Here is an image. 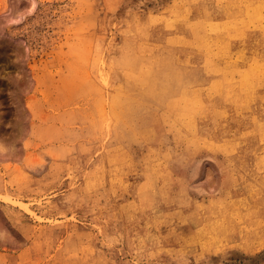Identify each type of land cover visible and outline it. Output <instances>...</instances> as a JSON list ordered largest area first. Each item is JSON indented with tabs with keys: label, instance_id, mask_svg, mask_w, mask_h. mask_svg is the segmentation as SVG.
I'll return each instance as SVG.
<instances>
[{
	"label": "rangeland",
	"instance_id": "rangeland-1",
	"mask_svg": "<svg viewBox=\"0 0 264 264\" xmlns=\"http://www.w3.org/2000/svg\"><path fill=\"white\" fill-rule=\"evenodd\" d=\"M0 264H264V0H0Z\"/></svg>",
	"mask_w": 264,
	"mask_h": 264
}]
</instances>
